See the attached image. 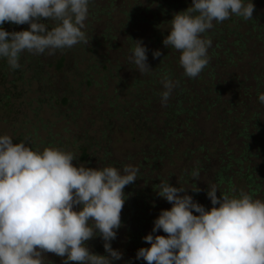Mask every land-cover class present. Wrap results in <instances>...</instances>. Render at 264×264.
I'll return each mask as SVG.
<instances>
[{
  "label": "rangeland",
  "instance_id": "obj_1",
  "mask_svg": "<svg viewBox=\"0 0 264 264\" xmlns=\"http://www.w3.org/2000/svg\"><path fill=\"white\" fill-rule=\"evenodd\" d=\"M158 1L164 5L163 1L168 0H90L83 29L90 41L88 45L58 49L53 55L24 52L21 68L16 70L0 58V135L11 136L14 143L23 140L40 151L57 147L73 152L77 166L139 168L138 179L124 189V207L129 204V209H122V226L111 241L112 248L121 251L123 257L113 264H146L143 259H136L138 249L150 247L143 237L152 233L161 210L172 207L157 195L160 181L189 189L187 194L206 209L212 207L207 197L211 184H216L221 193L238 195L243 190L264 200V139L255 141V123L247 122L248 113L256 108L250 87L256 86L257 78L264 80V32L262 36L256 29L246 33L249 23L245 21L238 29L234 25L237 22L229 24L233 33L226 38L227 43L235 48L234 33L242 31L244 36H238V40L244 38L247 46L257 48L261 68H251L250 52L242 60L221 57L212 71H202L193 84L195 93H200L206 80L220 85L219 101L213 107L210 101L207 109L186 97L183 106L187 112L172 125V118L164 111L170 110L174 93L186 84L189 87L193 79L184 74L180 52L156 42L152 22L159 24L163 19ZM172 1L176 4L183 0ZM252 2L254 15H259L260 23H264V0ZM40 22L49 30L54 26L44 18ZM165 22L162 26L167 33L171 27ZM2 27L12 32L28 30L30 26L6 22ZM133 40H142L148 50L147 62L152 70L146 74L141 75L128 59ZM156 50L161 56L153 58ZM62 56L66 61L60 69L57 66ZM165 75L179 81L166 106L160 96ZM244 79L247 80L240 88L237 82ZM242 93L246 105L237 102L231 106L233 97ZM243 109L248 110L246 118L240 113ZM255 110L264 119V109ZM246 127L254 137L243 141L239 134ZM84 150L89 155L86 162L82 161ZM194 169L200 173L197 178L191 176ZM196 186L201 189L199 193L191 191ZM156 234L165 235L162 230ZM87 246L95 254L107 255L103 243L90 242ZM46 257L51 264H63V259L52 253Z\"/></svg>",
  "mask_w": 264,
  "mask_h": 264
},
{
  "label": "clouds",
  "instance_id": "obj_2",
  "mask_svg": "<svg viewBox=\"0 0 264 264\" xmlns=\"http://www.w3.org/2000/svg\"><path fill=\"white\" fill-rule=\"evenodd\" d=\"M89 4L90 0H0V58L16 70L24 52L53 55L58 49L88 45L83 29ZM254 10L252 0H192L190 7L174 14L163 44L180 52L185 76L196 78L209 64L212 41L203 34L214 22L233 15L250 20ZM41 18L54 26L49 30ZM6 22L30 27L9 32L2 27ZM133 41L128 59L146 74L152 70L148 50L142 40ZM160 56L159 50L153 52V58ZM161 84V103L166 106L179 81L165 75ZM258 99L264 103V93ZM76 159L61 148L40 151L0 135V264H51L47 253L61 257L63 264H113L122 259L111 241L122 226L124 189L138 179L139 168H91L77 166ZM199 175L195 169L191 172L193 178ZM188 190L160 181L157 195L172 207L154 220L152 233L143 237L150 247L138 249L136 259L146 264H264V200L243 190L238 195L221 193L211 184L207 197L212 207L206 209ZM161 230L165 235H154ZM96 236L107 255L87 246Z\"/></svg>",
  "mask_w": 264,
  "mask_h": 264
},
{
  "label": "trees",
  "instance_id": "obj_3",
  "mask_svg": "<svg viewBox=\"0 0 264 264\" xmlns=\"http://www.w3.org/2000/svg\"><path fill=\"white\" fill-rule=\"evenodd\" d=\"M191 1H190V3H188L187 0H183V1H179L180 3L174 4L172 0H168L167 2L163 1L165 3L164 5L162 4V2L158 1L159 5H161V7H159L158 10H160V15L163 19H162V22L159 24H157L154 21L152 22V26H153L152 28L156 29V30L153 29V33L154 34L157 33V35L155 36L156 42L159 41L161 44H163L164 37L169 34L168 32L166 33V31H164V28H163L164 26H162L164 24L163 22L166 21L165 23L171 27V20H172L174 14L181 12V11H184L188 7H190L192 4ZM130 11H132V10H130ZM239 20H240V22H239ZM244 21L246 22V24L249 23V26H247V28L245 29L246 33L254 32V29H256L261 36L263 35L264 23H260L261 20H260L259 15H256V14L254 15V13H253V18L250 20H244L242 17H237V16L233 15L229 19L225 20L222 23H215L214 22V27L203 34L204 37L210 38L212 41L211 47L208 48L209 64L207 65V67L204 68L203 72H205L206 70L212 71L214 69L213 64L216 61H218L221 57H224V59H227L230 61H234V59L242 60L249 52H250V66H251V68L252 67L255 68L256 65H257V69L261 68V67H258L259 55L257 54V48H255L251 45H250V47L247 46V43L243 40L244 38L241 40H238V39H240L239 37L244 36V35L242 36V34H241L242 31L238 32V34H237V32L234 33L235 37H236L235 43L237 45L235 48H232L226 41V38L229 35H232V33H233V29L229 26V24L231 22H237V23H234V25H235V28L238 29V28H240L241 24L243 25ZM166 50L167 49H165V52H166ZM171 50H173V49H171ZM65 61H66L65 56H62L58 60V66L57 67L62 69L65 65ZM158 68H160V67H158ZM251 68H250V70H251ZM212 73H214V72H212ZM207 74L209 75V73H207ZM215 74H216V72H215ZM192 79H193V83H191V85L189 87L186 84L182 90L174 93L172 100L173 99H175V100L172 101L173 104H171L170 110L164 111L166 114L168 113L167 115L170 118H172V121H173L172 125H174V122L178 121L179 119H182L183 117H181V116H183V114L185 112H187V109L184 108V106H183L186 97H188L193 102L196 101L195 103L197 105L200 103V107L202 106V108L207 106L206 104H208L210 101L212 103V107L215 106V104L217 103V101H219V99L221 97L220 94L218 95V93H220V91H221L219 88L220 85H214L211 82V80L210 81L206 80V83L203 85L200 93H195V91H194L195 87H193V84L195 83V79L194 78H192ZM257 79H258L259 85L257 82L256 86L250 87V91H251L250 92V94H251L250 98L253 97V105H255V107H256L255 109H257L259 107V110H263L264 108L262 106H264V103H261L259 101L258 96H259V94L264 93V80L259 81L260 78H257ZM246 80L247 79L238 81L237 82L238 86L240 88H242L243 87L242 83H245ZM248 89H244L245 93H248ZM252 91H254V93H252ZM182 93H185V96L181 95ZM244 94L242 93V95H236L235 97H233V99L230 102V105L234 106L235 103H237V102L240 106H242V104L246 105V100L241 99L242 96L243 97L245 96ZM254 97H256V98H254ZM194 107H199V106H194ZM210 107L211 106H207V109H209ZM238 107L239 106L237 105V107H235V108H238ZM255 109H254V111H252L250 113H248V110L243 109L242 111H240V113H243L244 117L246 116V113L249 114V116L247 117V122L252 120L253 123H255V125H254L255 128L253 130L255 132L257 131V133H258V135H256L255 141L257 139H258V141H261V140H259L260 138L264 139V119L260 117L261 112H259V111L257 112V110H255ZM239 137H241L243 141H246L249 139L251 140V137H254V133H250L249 128L246 127L244 129H242L241 133L239 134ZM263 144H264V142H263ZM262 151L264 153V146L262 148ZM88 158H89V155L84 150L82 161L86 162ZM123 209L128 210L129 204H127L126 207H124ZM97 239H99V238H97ZM97 239L94 237L93 239L89 240L87 242V244L90 242H92L94 244L104 243L103 240H100V239L97 240ZM96 247H101V245L96 246Z\"/></svg>",
  "mask_w": 264,
  "mask_h": 264
}]
</instances>
